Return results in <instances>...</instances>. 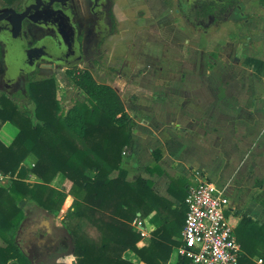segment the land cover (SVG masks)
Segmentation results:
<instances>
[{"label": "trees", "instance_id": "1", "mask_svg": "<svg viewBox=\"0 0 264 264\" xmlns=\"http://www.w3.org/2000/svg\"><path fill=\"white\" fill-rule=\"evenodd\" d=\"M163 1L168 7L173 4V0ZM239 3L198 0L187 2L188 10L182 11L195 27L207 30L227 21ZM112 30H116L115 25ZM245 64L258 78L264 76L263 60L247 57ZM27 78L26 94L20 90L0 93V125L11 122L18 128L10 144L0 139V172L11 179L8 186L0 184V236L19 229L27 219L22 201L33 200L43 213L60 211L66 192L50 183L62 174L77 198L63 229L71 239L70 250L77 264H135L123 257L128 249L146 264H165L173 247L180 245L178 236L186 218L188 190L183 188L182 179H172L169 190L181 202L175 207L154 192L151 181L141 177L134 182L127 180L122 164L124 154L134 145L136 121L120 94L112 85L98 82L88 69L77 71L76 84L88 100L78 101L62 114L55 78L31 73ZM17 98H25V102ZM31 102L35 103V111L29 107ZM29 156L34 162L28 168L24 161ZM147 169L160 171L157 165ZM114 171L117 175L112 177ZM28 173L42 182L29 183L25 180ZM154 209L166 215L165 224L153 232L148 247H139L141 233L132 223L139 217L138 212L145 217ZM83 221L101 230V235L88 234L81 225ZM230 222L233 224L232 219ZM235 234L242 249L239 264H264V224L243 214ZM21 256L17 243L0 246V264L20 260ZM182 259L178 264H191L188 258Z\"/></svg>", "mask_w": 264, "mask_h": 264}, {"label": "crops", "instance_id": "2", "mask_svg": "<svg viewBox=\"0 0 264 264\" xmlns=\"http://www.w3.org/2000/svg\"><path fill=\"white\" fill-rule=\"evenodd\" d=\"M227 21L232 30L230 46L243 52L244 56L237 59L253 77L252 87L247 80L230 83L228 78L224 84L226 92L218 94L219 79L212 77L216 67L213 65L207 69L208 74L203 75L199 62L201 49L187 41L197 58L188 64L190 70L182 71L176 78H159L158 74L164 70L159 60L154 84L159 94L151 96L142 121L134 117V145L124 154L122 166L127 171V180L134 182L141 177L151 181L154 192L172 201L175 207H180L181 202L169 190L172 179H182L186 191L202 179H210L226 198V213L234 226L243 214L264 224V76L258 78L245 64L247 57L264 61V0H240ZM9 123H4L0 130V139L5 144H10L18 132L16 126L8 127ZM28 160L34 161V157L29 156ZM154 165L159 166L160 171L147 169ZM116 175L114 171L112 177ZM51 185L66 189L64 176L58 174ZM67 186L70 187L69 183ZM76 202L75 197L68 194L63 207L73 209ZM38 212L44 215L42 209ZM137 215L132 223L141 233L137 245L148 247L153 232L165 224L166 215L157 209L145 217H141L140 212ZM62 218L59 216L57 228H63ZM83 225L88 234L101 235V230L94 225H87L86 221ZM181 232L182 229L178 236L180 245L173 247L165 264L183 262L179 252ZM5 245L0 236V246ZM68 257L75 259L72 254ZM123 257L135 264H146L130 249L123 252Z\"/></svg>", "mask_w": 264, "mask_h": 264}, {"label": "rangeland", "instance_id": "3", "mask_svg": "<svg viewBox=\"0 0 264 264\" xmlns=\"http://www.w3.org/2000/svg\"><path fill=\"white\" fill-rule=\"evenodd\" d=\"M78 1L83 3V0ZM196 1L198 0H173V4L168 7L163 0H110L108 12L110 20L113 24L115 23L116 30H113L99 47H94L95 52L93 48L88 47L82 61L75 66H54L43 62L37 69L27 71V73L35 74L37 77L53 76L55 78L57 98L62 107L61 113L65 114L78 101L88 100L86 92L76 84L75 78V72L88 69L98 82L112 85L126 103L127 109L134 117L138 116L136 118L141 119L146 115L145 112L149 108H147V104L151 96L159 94L154 85L156 74L160 68L159 60L164 66V70L158 74L159 78L162 76L168 78L180 76L182 71L190 70L188 64L197 58V56L194 57L192 48L187 46L189 44L187 41H191L193 44L199 45L201 49L199 56L201 73L203 75L208 74L207 69L213 65L216 67L217 70L212 74V77L219 79L220 86L216 90L218 94L226 92L224 84L228 78H230V83L247 80L249 86L252 87L250 80L252 79L253 82V77L249 75L248 70L240 65L241 60L238 61L237 59L244 56L243 52L230 46L232 31L230 22L225 21L218 26H211L205 30V28L195 27L182 11V9L188 10L187 2ZM3 4L4 2L0 0V6ZM81 12L84 13L83 10ZM38 30L33 25L27 27L26 33L30 40H34L41 34ZM5 41L7 40L5 39ZM180 42H184V44ZM7 53L6 62L9 57L13 67L20 69V65L16 61L14 62V54H9V50ZM6 62L5 50L0 45V93L11 94L13 90H20L26 94L28 91L27 76L22 74L16 81L8 84L4 77ZM218 63L220 66L216 65ZM21 66L24 68L26 65ZM231 88L237 87L231 86ZM255 96L258 95L255 94ZM17 100L22 103L25 102V98H17ZM29 107L35 111L34 102H31ZM262 115L258 116L260 121ZM35 122H37L36 119ZM3 125L4 123L0 125V130ZM14 126L11 122L8 125L10 128H14ZM219 136L223 135L219 134ZM28 158L24 164L29 168L33 166L34 161H29ZM25 180L32 184L42 182L33 173H28ZM64 181H66V189L61 190L66 192L67 197L71 192L69 191L70 187L67 186L69 182L65 178ZM10 182V177L0 172V184L8 186ZM66 197L60 211L43 213L50 217L54 226L56 222L61 220L58 219L59 216L63 217L62 229L70 221L68 215L74 211V208L67 210L65 207L64 209ZM76 201L77 198L75 197ZM21 205L27 219L36 214L41 215L38 212L39 208L36 202L33 200L22 201ZM81 225L85 229L83 222ZM21 226L17 230L5 231L4 235L1 236L6 244L14 242L21 248V259L11 260L9 264H33L20 240Z\"/></svg>", "mask_w": 264, "mask_h": 264}, {"label": "flooded vegetation", "instance_id": "4", "mask_svg": "<svg viewBox=\"0 0 264 264\" xmlns=\"http://www.w3.org/2000/svg\"><path fill=\"white\" fill-rule=\"evenodd\" d=\"M46 3L47 0H15L0 6L13 7L19 13L29 10V15L22 20V38L26 54L31 57V71L43 62L54 66H75L82 61L88 47H99L113 32L114 24L108 12L110 0H83V3L78 0H55ZM29 25L41 32L34 40H30L26 33ZM42 40L46 41L44 48H37ZM0 42L5 50L6 62L9 44L1 37ZM6 65L4 77L8 84L16 81L20 75L28 74L20 71L12 76L7 62ZM19 236L33 264H54V256L71 245L68 235L62 228L55 227L48 215L36 214L26 219Z\"/></svg>", "mask_w": 264, "mask_h": 264}, {"label": "built area", "instance_id": "5", "mask_svg": "<svg viewBox=\"0 0 264 264\" xmlns=\"http://www.w3.org/2000/svg\"><path fill=\"white\" fill-rule=\"evenodd\" d=\"M179 252L191 264H239L242 254L227 200L210 179L190 187Z\"/></svg>", "mask_w": 264, "mask_h": 264}, {"label": "water", "instance_id": "6", "mask_svg": "<svg viewBox=\"0 0 264 264\" xmlns=\"http://www.w3.org/2000/svg\"><path fill=\"white\" fill-rule=\"evenodd\" d=\"M38 2H44V0H37ZM50 4L51 1L55 0H47ZM62 1V0H56ZM32 2V0H31ZM29 15V10H25L22 13L17 12L13 7H2L0 8V36L3 39H6L9 44V54H14V62L20 65V69L13 67V63L10 61L8 57V65H9V74L15 76L20 71H30L32 69V64L29 63L31 57L26 54L25 50V42L22 38V20L25 16ZM46 44L45 40H42L38 43L37 48H44ZM21 65H26L22 68ZM48 223V220H45ZM24 223V222H23ZM40 225V224H39ZM70 239V238H69ZM71 241V239H70ZM69 255H71L70 247L66 248L62 253L54 256L55 262L54 264H77L75 259H72L70 263L68 262H58L57 260H65Z\"/></svg>", "mask_w": 264, "mask_h": 264}, {"label": "bare ground", "instance_id": "7", "mask_svg": "<svg viewBox=\"0 0 264 264\" xmlns=\"http://www.w3.org/2000/svg\"><path fill=\"white\" fill-rule=\"evenodd\" d=\"M69 201H70V200H69ZM66 260H67V261H66ZM65 261L68 262V263H70V262H71V258L68 257V258L65 259Z\"/></svg>", "mask_w": 264, "mask_h": 264}]
</instances>
